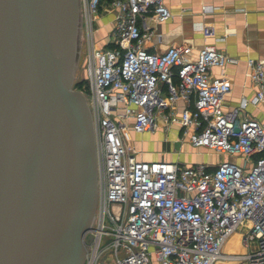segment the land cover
<instances>
[{"label": "built area", "instance_id": "obj_1", "mask_svg": "<svg viewBox=\"0 0 264 264\" xmlns=\"http://www.w3.org/2000/svg\"><path fill=\"white\" fill-rule=\"evenodd\" d=\"M78 4L87 32L88 92L80 91L96 157V205L83 264H215L234 235L241 250H231L233 264H264V114L240 118L246 100L224 110L230 83L211 72L237 59L206 46L192 54L185 43L148 51V20L170 17L162 0ZM99 7L113 14L111 46L104 48L93 40ZM245 63L256 86L251 102L264 104V62ZM158 117L166 130L178 125L192 146L239 154L242 164L136 158L124 135L154 131Z\"/></svg>", "mask_w": 264, "mask_h": 264}, {"label": "water", "instance_id": "obj_2", "mask_svg": "<svg viewBox=\"0 0 264 264\" xmlns=\"http://www.w3.org/2000/svg\"><path fill=\"white\" fill-rule=\"evenodd\" d=\"M77 28L78 0H0V264H83L96 157Z\"/></svg>", "mask_w": 264, "mask_h": 264}, {"label": "crops", "instance_id": "obj_3", "mask_svg": "<svg viewBox=\"0 0 264 264\" xmlns=\"http://www.w3.org/2000/svg\"><path fill=\"white\" fill-rule=\"evenodd\" d=\"M162 1L169 9L170 17L162 22L148 20L152 33L144 42L146 49L162 52L169 45L185 43L193 46L192 54H195L198 47L206 46L236 58V63L211 70L216 76L226 77L230 83L231 89L225 95L222 107L224 110H230L239 106L242 100H246L247 104L238 116L260 119L264 114V104L251 102L256 86L249 78L245 60L253 58L264 62V0ZM205 7L207 9H204ZM96 20L98 25L95 33L98 36V31L103 30L104 36L95 38V46L109 47L113 14L108 11L101 13ZM182 105L183 102L178 101L175 105L176 111H179ZM151 143L159 147L161 139ZM139 158L145 160L144 156Z\"/></svg>", "mask_w": 264, "mask_h": 264}, {"label": "rangeland", "instance_id": "obj_4", "mask_svg": "<svg viewBox=\"0 0 264 264\" xmlns=\"http://www.w3.org/2000/svg\"><path fill=\"white\" fill-rule=\"evenodd\" d=\"M78 4V28L76 33V49L79 48V58L78 64L75 68L74 83L78 80H84L82 87L78 88L84 94H87V72L85 67V55H86V34L85 26L81 20L80 10ZM107 10L103 7H99L95 16V20L92 23L94 34L96 27L98 25V19L101 13H105ZM93 34V40L95 43L96 37H103L104 31L99 30L98 36ZM164 96V92L161 93ZM178 125H170V128L166 130L162 124L160 117L157 119V126L154 131H148L143 133H135L128 130V136L124 135L126 144L133 149L137 154L136 158L139 156H144L146 161H160V160H170L173 162H178L183 165H189L193 163H205L209 165H214L222 160L235 161L237 164H242L243 157L239 154L229 155L228 153H220L214 150H207L204 147H194L189 142L187 136L181 134V130ZM163 138H165L163 140ZM161 139V144L159 147L154 146L152 141ZM151 142H148V141ZM152 157V158H151ZM236 235L231 236L230 240L223 246L222 256L215 264H233V261L229 258L231 250H241L239 245L235 243ZM104 241V240H103Z\"/></svg>", "mask_w": 264, "mask_h": 264}, {"label": "trees", "instance_id": "obj_5", "mask_svg": "<svg viewBox=\"0 0 264 264\" xmlns=\"http://www.w3.org/2000/svg\"><path fill=\"white\" fill-rule=\"evenodd\" d=\"M109 46H111V44H109ZM83 83H84V80H78V81H76L73 84V87L76 88V89H78V88L82 87Z\"/></svg>", "mask_w": 264, "mask_h": 264}]
</instances>
